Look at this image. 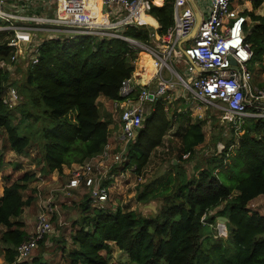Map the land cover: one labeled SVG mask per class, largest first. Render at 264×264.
<instances>
[{
  "label": "trees",
  "instance_id": "1",
  "mask_svg": "<svg viewBox=\"0 0 264 264\" xmlns=\"http://www.w3.org/2000/svg\"><path fill=\"white\" fill-rule=\"evenodd\" d=\"M252 1L253 9L244 10V14L251 21L245 24V34L254 53L251 63L255 64L264 59V15L256 13L264 0ZM173 10V0L153 5L150 14L160 23V34L173 25ZM142 16V22L158 24L152 16ZM8 33L10 36V32H0V63L9 61L14 53L8 46ZM123 33L141 42L150 40V29L145 25L128 27ZM139 53L117 37L40 39L39 61L27 67L23 91H28L33 107L42 108L50 120L42 131V159L49 172L63 171L65 165H83L103 152L111 133L110 122L101 115L99 97L120 99V86L135 72ZM141 59L146 60L144 56ZM18 80L0 66V129L6 131L10 148L21 155L32 137L13 124V109L19 101L14 107L5 102L8 88L17 89ZM167 114L165 101L157 100L128 146L126 164L135 165L138 173L163 143L170 127ZM30 115L26 113V117ZM232 133L236 134L234 128ZM205 139L202 123H189L181 138L180 159L193 157ZM229 145L217 163H208L198 174L187 176L180 171L181 178L170 175L166 183L157 182L153 190L139 196L140 200L153 195L171 199L158 216L143 217L120 206L113 210L112 201L95 205L89 196L93 207L89 202L83 204L86 212L80 228L72 233L71 264H115L105 253L111 251V243L128 254L127 262L118 264H264V214L249 207L252 200L264 197V118L247 119L239 132V144L233 145V151ZM35 177L26 173L19 181L7 184L0 199V229L6 228L0 244L8 245L5 259L9 264H19L15 259L18 247L29 237L25 223L17 218L34 201L32 196L25 199L22 191ZM220 205L224 208L219 215L228 218L226 238L213 234L210 227L216 223L215 216L203 220L209 210ZM34 264L45 263L36 260Z\"/></svg>",
  "mask_w": 264,
  "mask_h": 264
},
{
  "label": "built area",
  "instance_id": "2",
  "mask_svg": "<svg viewBox=\"0 0 264 264\" xmlns=\"http://www.w3.org/2000/svg\"><path fill=\"white\" fill-rule=\"evenodd\" d=\"M73 1L0 0V24L6 25L3 28L0 25V31L11 33L8 46L14 50L10 60L2 61L0 66L13 75L19 64L29 67L38 63L40 39L74 40L83 35L121 38L134 49L148 53L153 70L146 66L142 73L135 70L121 84L120 99L112 101L119 120L121 149L114 153L108 142L100 155L76 165L68 181L70 189H89L95 205L111 202V196L105 182L107 174L97 177L93 162L108 158L111 151L116 154L118 166L125 164L128 146L157 100L192 99V103L211 109L212 115L225 119L234 128L236 145L247 119L264 118V85L251 83L253 74L248 64L254 53L245 34V24L250 18L240 8L241 0H173L174 23L164 34L158 31L159 22L154 25L138 17L141 13L151 15L153 5L163 1L158 4L155 0H99L98 19L85 10L82 0L80 9L73 7ZM144 25L150 29V40L146 43L123 33L128 27ZM139 59L136 64L142 62ZM175 63L185 68L187 78ZM19 97L18 90L10 86L5 102L14 107ZM53 213L52 204L40 212L33 233L18 247V260L30 259L40 242L52 234ZM218 233L227 236V226L218 225Z\"/></svg>",
  "mask_w": 264,
  "mask_h": 264
},
{
  "label": "rangeland",
  "instance_id": "3",
  "mask_svg": "<svg viewBox=\"0 0 264 264\" xmlns=\"http://www.w3.org/2000/svg\"><path fill=\"white\" fill-rule=\"evenodd\" d=\"M80 1L74 0L73 7L80 9ZM162 1V0H161ZM85 10L87 11L89 0H82ZM252 0H241L240 8L243 10H252ZM36 4V3H34ZM160 4V3H158ZM75 8V9H76ZM256 13L264 15V4L256 11ZM144 17H141V21ZM251 22V21H250ZM0 25L5 27V23ZM252 25V23H251ZM5 32V31H0ZM9 37V33L6 38ZM1 40V39H0ZM139 57L144 56L146 60L152 59L148 56L146 51H139ZM140 61V59H139ZM140 65V62L136 64ZM177 70L185 77V68L178 63H175ZM249 69L253 74L251 81L252 85H264V59L255 64H248ZM13 77L19 79L16 81V87L20 92L19 103L13 109V124L20 125L25 132L32 137V142L23 154H17L10 148L7 134L4 129H0V199L3 195L4 186L19 181L20 178L26 174H35V178L28 183V187L22 191L25 199L34 197V201L30 206H26L23 213L17 218L25 223L26 232L31 235L40 212L48 205L52 204L54 208L53 226L54 231L46 239L43 245L33 252L30 259L16 260L19 264H34V261H41L45 264H71L69 251L74 248L73 232L80 228V221L82 215L86 212L83 204L89 202L90 206V190L87 188L70 189L67 187L69 179L72 177L74 169L77 164L70 167L64 166L63 171L54 170L49 172L44 165L42 159L44 154V139L42 131L50 120L44 117L42 108H34L29 101L28 91H23V86L26 77L27 67L24 64H19L14 67ZM192 100V99H191ZM191 100L173 98L165 100V107L167 108V116L170 120V127L167 134L164 136L163 143L152 153L149 163L142 172L136 171L135 165H117L114 156L110 151L109 157L94 161L96 176L100 174H107L105 178L106 187L110 191L111 201L114 205L120 206L125 211H135L143 217H155L160 213L164 205L169 204L170 198L165 196H151L148 200H140L139 196L149 193L155 188L157 182L162 181L163 184L167 182V178L172 175L179 178L180 171L187 174V176L196 175L201 172L208 163L218 162L220 160L221 152L226 145H229L234 150L237 142V135L232 133V128L228 126L225 119L212 115L213 112L209 108L200 106ZM101 108L103 105L99 103ZM103 116L105 120L112 124L111 144L113 152L117 153L121 149V143H118V129L119 120L117 114L113 111H105ZM26 113H30L26 117ZM191 122H201L205 132V142L198 146L196 154L188 158L180 159L182 156L181 138L187 126ZM110 127V126H109ZM113 132V134H112ZM117 138V139H116ZM116 139V141H114ZM235 153V152H234ZM179 159V161H178ZM229 161V160H228ZM180 162V163H179ZM224 173V170L221 171ZM220 173V174H221ZM160 182V183H162ZM224 205H220L215 209L207 212V216H215L216 223L211 226L213 234L218 238H226L218 233L219 212L223 210ZM250 208L253 211L262 209L264 214V203L255 200L250 203ZM6 228L0 229V235ZM228 235V231H227ZM111 251L108 254L111 262L118 264L119 262H127L128 254L119 249L115 243H111ZM7 244H0V264H9L5 259V250ZM34 260V261H33Z\"/></svg>",
  "mask_w": 264,
  "mask_h": 264
},
{
  "label": "bare ground",
  "instance_id": "4",
  "mask_svg": "<svg viewBox=\"0 0 264 264\" xmlns=\"http://www.w3.org/2000/svg\"><path fill=\"white\" fill-rule=\"evenodd\" d=\"M87 8V12L93 16L94 18H100V4L99 0H89V4ZM143 13L139 14L138 17L141 19ZM154 24L153 22H149ZM155 25V24H154ZM144 66H146L150 71L153 70V61H150V59L145 60L144 62L140 63V65L137 68V72L142 73Z\"/></svg>",
  "mask_w": 264,
  "mask_h": 264
},
{
  "label": "crops",
  "instance_id": "5",
  "mask_svg": "<svg viewBox=\"0 0 264 264\" xmlns=\"http://www.w3.org/2000/svg\"><path fill=\"white\" fill-rule=\"evenodd\" d=\"M163 1V0H162ZM161 1V2H162ZM150 16H152V15H150ZM153 17V16H152ZM154 18V17H153ZM155 19V18H154ZM156 20V19H155ZM157 21V20H156ZM158 22V21H157ZM99 103H101V105H103V107L101 108V106L99 105V108H100V112H101V115L103 114V112L104 113H106L105 111L107 110V111H110V110H113L114 111V109H113V103H112V100H110V99H107L106 97H104V96H100L99 97V100H98V104ZM102 117L105 119V116H103L102 115ZM110 126V129H111V126H112V124H110L109 125ZM118 131H119V129H118ZM112 134H113V132H112ZM117 139V138H116ZM116 139L114 140V141H116ZM111 141L113 142V140H111V138H110V143H111ZM118 141V140H117ZM255 200H259V201H261V202H263L264 203V197L263 196H259V197H257V198H255L254 200H252L250 203H252V202H254ZM249 207H250V204H249ZM262 210V209H261ZM261 210L260 209H258V210H256V211H260L261 212Z\"/></svg>",
  "mask_w": 264,
  "mask_h": 264
},
{
  "label": "water",
  "instance_id": "6",
  "mask_svg": "<svg viewBox=\"0 0 264 264\" xmlns=\"http://www.w3.org/2000/svg\"><path fill=\"white\" fill-rule=\"evenodd\" d=\"M233 63L235 64V61H233ZM218 219H219V222L221 224H224V225H226L227 222H228V218L227 217H224V216H220Z\"/></svg>",
  "mask_w": 264,
  "mask_h": 264
}]
</instances>
